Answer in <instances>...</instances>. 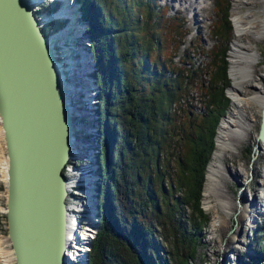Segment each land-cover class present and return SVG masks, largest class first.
I'll return each mask as SVG.
<instances>
[{"label":"trees","instance_id":"1","mask_svg":"<svg viewBox=\"0 0 264 264\" xmlns=\"http://www.w3.org/2000/svg\"><path fill=\"white\" fill-rule=\"evenodd\" d=\"M76 1L98 88L99 220L87 264H187L206 220L204 170L229 105L230 0H212V48L204 51L197 38L180 56L189 31L177 14L166 15L167 5ZM196 51L208 62L195 66ZM196 89L200 115L188 103L179 108ZM261 225L251 245L258 256H245L253 264H264V216Z\"/></svg>","mask_w":264,"mask_h":264},{"label":"water","instance_id":"2","mask_svg":"<svg viewBox=\"0 0 264 264\" xmlns=\"http://www.w3.org/2000/svg\"><path fill=\"white\" fill-rule=\"evenodd\" d=\"M60 65L31 1L0 0V128L7 159L0 212L14 264H68L62 170L72 119ZM256 140L264 143V95Z\"/></svg>","mask_w":264,"mask_h":264},{"label":"rangeland","instance_id":"3","mask_svg":"<svg viewBox=\"0 0 264 264\" xmlns=\"http://www.w3.org/2000/svg\"><path fill=\"white\" fill-rule=\"evenodd\" d=\"M161 4L167 3L170 7V11L167 12L168 15H171L175 12L180 18L183 19L184 23L186 22L187 30H190L189 35L187 36L184 45L177 50V55H182V49L187 47L191 41H195L197 39V35L195 34L196 28H199V38L201 47L204 51H208L215 44V41L210 39V29L212 23L214 21V16L212 14V0H159ZM55 4H59L54 2ZM78 4V2H77ZM263 4L264 0H230L229 7V19L231 24V40L228 43V50L226 52L227 56V74H229L231 62H230V50L232 49L231 43H234L236 39L239 40V43L242 46V49L245 51H254L257 54V61L253 68V73L251 76L246 78V82L240 87V96L245 100L244 106L242 108L241 114H243L245 118V122L247 124L246 131L243 132L239 137L229 138L228 143L229 147L221 150L219 152V158L215 164L214 168V177L212 178L209 186H207L208 182V166L213 157L215 150L217 149V138L218 132L215 130V135L213 138V149L212 155L208 160L205 170H204V181L202 186V192L200 195V209L202 213L205 215L206 220L203 223L202 229L199 231L198 242L195 246V250L192 256V260L187 264H253L255 262L254 259L247 260L245 259L246 255H254L258 256L256 250L251 246L252 240L254 237L253 231L256 227L262 226L263 216H264V195L262 191V187L264 186V144L257 143L256 135L259 124V103L252 98L254 96L263 97L264 95V34L258 39H254L253 36L249 33H244L240 38L235 35V26L233 18L238 16H243L241 22L243 25H247L249 20L252 21V26L257 27V18H263ZM53 4H48L45 2L42 4L37 10V14L45 16H54L58 13V9H54ZM195 14V16H193ZM81 15V12H80ZM78 15L77 20L78 24H80L79 17L82 20L83 17ZM84 21V20H83ZM63 20H53L49 22L45 27V33L54 32L56 28H61L63 26ZM84 28H87L86 22L84 21ZM83 28V29H84ZM77 32L81 31L77 28ZM258 28H256L257 30ZM86 35L87 30H86ZM55 35V34H54ZM58 35V34H57ZM89 41V37L88 40ZM189 42V43H188ZM88 45L86 48L90 46V41L86 42ZM197 43V44H198ZM58 49V47H57ZM193 60L195 62V66L199 63L205 64L208 62V58L204 55H201L197 51L192 55ZM92 61L95 66L92 54ZM176 61V59H175ZM95 67H93V74H82L80 76V81H85L82 84V94L80 95V100L83 99V103L78 105L77 99L75 98L71 101V105L73 108H77L78 111L74 112L73 115L76 118L80 119L77 128L79 129L76 133L77 138L82 139L83 134L85 135V140L88 139V142L91 143L94 139H98V115L97 109L93 111V116L91 119H87L84 117L83 109L81 107L85 106L84 102L86 100L85 89H87L88 95L93 92L94 94L91 96L94 98L96 96L95 104L97 102L98 96V88L95 80ZM91 75V77L89 76ZM229 77V86H233L232 79ZM88 80H87V79ZM90 78V79H89ZM95 86V87H94ZM230 87V88H231ZM226 89V98L229 100V105L227 111L225 113V118L229 115L231 108V100L229 99L228 90ZM85 96V97H84ZM192 101H181L179 102V108H183L186 103L190 105L192 108H202L199 105H196V101L201 100L200 92L196 89L195 92L190 93L187 97ZM231 98V97H230ZM85 99V100H84ZM73 102H75L73 104ZM98 103V102H97ZM76 109V110H77ZM176 112L179 109L176 108ZM75 110V111H76ZM91 111V113H92ZM193 114L198 115L193 109ZM79 113V114H78ZM223 116V117H224ZM89 120V121H88ZM83 121V122H82ZM222 123V121H221ZM217 124V127L218 128ZM221 126V125H220ZM92 127V128H91ZM91 128V129H90ZM220 128V127H219ZM75 129V126H74ZM87 129V130H84ZM95 131V132H94ZM245 133V134H244ZM94 134V135H92ZM98 143V141H96ZM75 148V147H74ZM76 148H79L77 146ZM89 150V148H88ZM94 150L97 154H99V145L98 148L94 146ZM79 156L75 157V155L71 156L68 160L67 168L70 169V172H65L66 181L72 182L74 175L76 176L75 169L82 161L78 163ZM96 158L94 157L92 160V165ZM4 160V150L1 145L0 140V211L4 207V189L2 178V162ZM91 161V157L88 158V162ZM98 163V161H97ZM84 166H88V163H84ZM94 167V165H93ZM97 167V166H96ZM86 167L83 168L85 170ZM81 170V173L83 172ZM80 172V171H79ZM98 175H99V183H100V172H99V164H98ZM79 179L78 181H80ZM214 180V181H213ZM95 183H98V178ZM81 183L70 185V193H73L75 196H81V199H84L83 195L84 190L86 191V187H81ZM96 193L93 195V191L90 195L89 204L87 201L85 202L90 206V212L93 210L94 216L96 215L95 204H93V198L96 199ZM207 188L206 195L204 196V190ZM88 196V195H87ZM225 202V209L221 206L220 201ZM256 200V201H255ZM69 203H76V200L73 201L71 196L67 197V205ZM98 204V201H97ZM83 209V204L80 202V207ZM254 207L253 213L247 215L246 220H240V213L245 208ZM98 208V207H97ZM87 213L86 217L87 222L91 221L92 216L91 213ZM98 215V212H97ZM0 216L3 214L0 212ZM96 222V218L94 219V224ZM94 230V229H93ZM97 231V229H95ZM234 237V241H230V238ZM94 239V238H93ZM160 246L162 244L160 243ZM0 249L3 254H8L11 251L7 235H6V225L4 218H0ZM89 252V251H88ZM88 262V255L87 261ZM0 264H3L0 258ZM79 264V263H78Z\"/></svg>","mask_w":264,"mask_h":264},{"label":"bare ground","instance_id":"4","mask_svg":"<svg viewBox=\"0 0 264 264\" xmlns=\"http://www.w3.org/2000/svg\"><path fill=\"white\" fill-rule=\"evenodd\" d=\"M31 3L34 5V9L36 11V19L37 22L40 23L41 28L44 29V27L53 20H63V26L61 28H56L54 32H48L46 33L48 42L51 44L56 52V58L59 63H61L60 68H62V80L64 83V87L66 90V102L71 110V119H72V133L70 136V146H69V157L70 155L75 157L79 156L78 163L80 161L84 163H88V166H84L83 164H79L77 166V169H75L76 176L74 175L73 181L68 182L66 181L65 172H70V169L66 168L68 165V160L62 170V176L64 178L65 182V189H66V197L64 200L65 207H66V220H67V229H66V236H67V242L69 244V248L67 249L66 255L68 258V264H84L87 261V255L89 251V245L93 238L95 237L98 225L99 217L97 215L98 209H97V194L96 199L93 198V204H95V211L96 215L94 216L93 210L90 212V206L89 199L90 195L93 191V195L96 193V187L99 186V175H98V163H97V156L98 154L94 150V146L96 149L98 148V139H94L91 143L88 142V139L85 140V135L83 134V138L79 139L76 136L77 131L79 130L77 128V124L80 119L76 118L73 115V111L77 112V108H73L71 105V101L76 98L78 101V105L83 103V99L80 100V95L82 94V91L84 90L80 84H82L85 81H80V76L82 74H93V61H92V52L89 47H85L88 44L85 41L88 40V37L86 35L87 28H84V19H80V24H78L77 16L80 15V8L77 4L76 0H30ZM54 1L59 3L58 4V13L54 16H45L37 14V10L39 9L42 4L45 2ZM263 15H264V4H263ZM81 16V15H80ZM195 16V14L193 15ZM243 16H238L236 14V17L233 18L234 26H235V35L236 37L240 38L242 34L249 33L253 36L254 39H258V37H261L264 34V17L259 19L257 18V27L256 30L255 27L252 26V21L249 20L247 25H243L241 22ZM77 28H79L81 31L77 32ZM84 28V29H83ZM45 32V30H44ZM55 34V35H54ZM58 34V35H57ZM232 49L230 50V62L231 67L229 71V76L232 79L233 86L228 88V96L231 100V108L229 115L227 118L225 116L220 120L217 132H218V138H217V149L215 150L213 157L210 161V164L208 166V182L207 186H209L212 178L214 177V168L215 164L217 162V159L219 158V152L225 148L229 147L228 139L239 137L243 132L246 131L247 124L245 122V118L242 112V108L244 106V99L240 96V87L242 84L246 82V78L251 76V73H253L255 62L257 61V54L254 51H245L242 49L241 44L239 43V40L236 39L234 43H231ZM58 47V49H57ZM95 69V68H94ZM91 77V75H89ZM87 79V78H86ZM90 79V78H89ZM88 80V79H87ZM95 87V86H94ZM93 92L89 93L87 92V89H85L86 94V100L84 102L83 107V114L84 117L87 119H91L93 116V111L95 108L97 109V102L95 104L96 96L92 98L91 96L94 94V88ZM85 97V96H84ZM231 97V98H230ZM253 100L257 101L259 105H261L263 97L254 96L252 98ZM186 101H192L190 99H186ZM75 102H73L74 104ZM260 107V106H259ZM77 109V110H76ZM193 109L198 115L203 113V109L201 108H191ZM76 110V111H75ZM177 110V109H176ZM92 111V113H91ZM79 112V111H78ZM79 114V113H78ZM89 121V120H88ZM222 121V123H221ZM83 122V121H82ZM221 125V126H220ZM75 126V129H74ZM220 127V128H219ZM92 128V127H91ZM90 128V129H91ZM87 130V129H84ZM95 132V131H94ZM245 134V133H244ZM98 136V135H97ZM0 140L1 145L4 150V143H3V136H2V130L0 128ZM230 140V139H229ZM259 143V142H258ZM264 144V143H261ZM79 146V148H76ZM75 147V148H74ZM89 148V150H88ZM91 157V161L88 162V158ZM96 158L92 165L93 158ZM2 178L3 182H5L6 179V167H7V159L5 157V151H4V160L2 162ZM97 166V167H96ZM85 170H83V168ZM81 170L83 172L81 173ZM80 171V172H79ZM98 178V183H95ZM81 179L80 181H78ZM214 181V180H213ZM81 183V187H86V191L84 190L83 195L85 196L84 199H81V196L74 195L73 193H70V185ZM263 195H264V186L262 187ZM98 192V189H97ZM207 188L204 190V196L206 195ZM71 196L73 201L76 200V203H69L67 205V197ZM88 195V196H87ZM264 198V197H263ZM87 201L88 204L85 202ZM256 201V200H255ZM80 202L83 204L80 207ZM221 206L225 207V202L220 201ZM254 207H248L246 206L243 208V210L240 213V220H246L247 215L250 213H253ZM91 213L92 219L89 221V224L87 222L86 214ZM96 218V222L94 224V219ZM94 229V230H93ZM234 237L230 238V241H234ZM0 258L3 264H14L13 262V253L10 251L8 254H3L0 249Z\"/></svg>","mask_w":264,"mask_h":264},{"label":"flooded vegetation","instance_id":"5","mask_svg":"<svg viewBox=\"0 0 264 264\" xmlns=\"http://www.w3.org/2000/svg\"><path fill=\"white\" fill-rule=\"evenodd\" d=\"M92 135H94V134H92Z\"/></svg>","mask_w":264,"mask_h":264}]
</instances>
